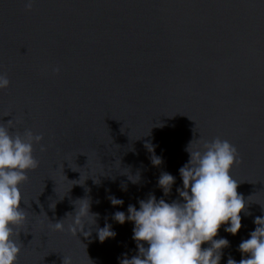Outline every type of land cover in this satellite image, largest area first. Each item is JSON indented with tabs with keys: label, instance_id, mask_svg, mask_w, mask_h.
Wrapping results in <instances>:
<instances>
[{
	"label": "water",
	"instance_id": "water-1",
	"mask_svg": "<svg viewBox=\"0 0 264 264\" xmlns=\"http://www.w3.org/2000/svg\"><path fill=\"white\" fill-rule=\"evenodd\" d=\"M0 74L10 80L0 123L13 119L14 133L42 135L46 148L33 145L39 166L20 185L17 264L136 255L133 223L113 214L149 194L177 199L187 146L217 137L237 149L230 175L248 201L239 232L222 225L215 237L229 241L220 264H239L240 242L264 215V0H34L30 11L24 0H0ZM162 172L175 177L168 196ZM79 199L99 214L89 238L51 227L65 219L66 229ZM105 223L116 236L100 243Z\"/></svg>",
	"mask_w": 264,
	"mask_h": 264
},
{
	"label": "clouds",
	"instance_id": "clouds-1",
	"mask_svg": "<svg viewBox=\"0 0 264 264\" xmlns=\"http://www.w3.org/2000/svg\"><path fill=\"white\" fill-rule=\"evenodd\" d=\"M33 3L34 0H24L25 9L30 11ZM59 71L58 67L53 69L56 74ZM9 86L7 75L0 74V90ZM15 123L13 119L0 123V264H17L21 247L16 229L26 221L25 210L20 207V185L27 180V173L39 166L33 145L39 144L40 151H46L41 143L42 135H34L31 130H25L22 135L14 133ZM192 142L186 148L189 159L178 170L182 187L176 188L177 199L166 202L149 194L147 199L138 200V209L130 204L127 215L123 211L113 214L112 219L121 225L126 221L133 223L132 239L138 249L131 258L122 254L118 264H220L222 250L229 246V241L215 238L218 230L224 225L225 232L236 235L241 229V212L250 214L246 211L248 201L238 194V183L230 175L234 164L241 161L236 147L227 140L218 137L205 140L194 150ZM145 147L153 152L152 145ZM151 163L159 166L162 160L153 154ZM129 179L137 182L131 176ZM174 183L175 177L167 172H162L157 180L164 196L170 194ZM109 200L113 206L123 205V200L114 196ZM77 201L81 203L74 202L75 214H66L72 217L67 228L65 219L52 223L51 227L58 232L66 230L73 236L79 233L89 238L99 214L90 212L89 199ZM260 206L264 213V206ZM253 223L255 229L238 246L242 255L239 264H264V215L255 217ZM115 236L108 223L96 228L100 243ZM62 264H72L71 258L63 257ZM227 264H237V261L229 257Z\"/></svg>",
	"mask_w": 264,
	"mask_h": 264
}]
</instances>
